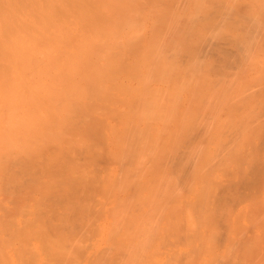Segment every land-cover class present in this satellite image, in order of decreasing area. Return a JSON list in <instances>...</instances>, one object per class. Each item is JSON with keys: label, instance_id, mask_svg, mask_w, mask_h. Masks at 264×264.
<instances>
[{"label": "bare ground", "instance_id": "obj_1", "mask_svg": "<svg viewBox=\"0 0 264 264\" xmlns=\"http://www.w3.org/2000/svg\"><path fill=\"white\" fill-rule=\"evenodd\" d=\"M167 3L0 0V264H264V22Z\"/></svg>", "mask_w": 264, "mask_h": 264}, {"label": "rangeland", "instance_id": "obj_2", "mask_svg": "<svg viewBox=\"0 0 264 264\" xmlns=\"http://www.w3.org/2000/svg\"><path fill=\"white\" fill-rule=\"evenodd\" d=\"M166 1L168 2L167 4H165L166 6H167L168 4H170L169 6L173 5V7H174V5L176 4L175 6H177V8H176V7L173 8L172 6H171V7H172L173 11L176 10V11H179V12H178L179 14L181 13V14H180V15H181V18H185V19H186V18H187V15H188L189 19H187V20H189V21H188L189 26H190V23H189V22H192L191 25L194 24L192 20H193L195 17H197V18H195V19H198V17H199L198 15H202V16H203V18L200 16V17H201L200 20L204 21V23H203L202 21H200L199 19L196 20V21L194 20V21L196 22V28H195V26L192 25V27H191L192 29L190 30V31H191V34H193V32H194L193 36L197 37V40H198V39H201V38H203V37L206 38L205 35H209V34H206V33L203 34V33H201V32H203V31H205V30H209L212 26H213V28H215V29H213V30H214L213 35H212V34L210 35V36H212V37H211L212 40L216 39L215 36H217V39L225 40L226 38L229 37L228 35L233 36V35H237V33H238V35H240L239 31L241 32V30H240V28H239L240 26H238L237 23H240V25L244 27V28L242 27L243 29H248L246 26H244V24H248V26H250L249 28H258V26H259V25L261 26V23L264 22V21H263L264 18H261L262 15H263L262 17H264V12H263V11H264V5H263V4H264V3H263L264 0H257V1H256V0H253V1H252V0H240V1L237 0V2L234 0L235 3H234L233 0H227V1H226V0H222V1H221V0H217V2L220 1V2L224 3V4H222L223 6H224L225 4H228V5H225L224 8H225L226 6H227V7H230V10H227V11H226V9H225V11H224V9H223V8H220V7H219V8H218V7L216 8V9H218L217 11L211 8L212 10L216 11L217 14L220 13V12L218 13V11L220 10V11H221L220 14H221L222 17H224L223 15H226V14H227L228 16H229V14H231V16H232L233 13H234L233 10L235 9V11H236V9H237V10L239 9V10H238L239 12L237 11V13L240 14V17L243 16V20H242L240 17H238V16H239L238 14H237L238 16L233 15V18L235 17L233 21L231 20V19H232L231 16H229V17L225 16L223 19H224L227 23L223 22V23H224V24H223L222 21H224V20H221V23H220V24L217 22L218 25L220 26V29L222 28V30H223V28L226 26V24L230 25L229 27H230V30L232 29V30H231L232 33L226 31V30H227L226 27H228V25L225 27V30L222 31V30L219 29V26H217V24H215V25H216V26H215L214 24L210 23V22H212V20H210L209 17H211L210 12H212V10L210 9V10L208 11V9H207L208 7H204V5H206L205 0H203V1L205 2L204 5H203V2H198V1H200V0H196V1L198 2L197 4H196V1H195V0H182L183 2L177 0L178 3L176 2V0H173L172 2H171V0H169V1L166 0ZM185 1H187V2H185ZM201 1H202V0H201ZM206 1H207V0H206ZM211 1H212V0H211ZM211 1H210V3H211ZM214 1H215V0H214ZM223 1L228 2V3H225V2H223ZM173 2H176V3H175V4H172ZM212 2H213V1H212ZM254 2H255V3H254ZM181 3H182V4H181ZM199 3H200V4L202 3V4L200 5ZM208 3H209V2H208ZM218 3H219V2H218ZM218 3H216V2L214 3V2H213L212 4H213V6H214V4H217V5H218ZM178 4H179L180 6L182 5V8L179 7ZM185 4H186L187 8L185 7ZM193 4H194L195 6H194ZM198 4H199V6H197ZM219 4H220L219 6H221V3H219ZM239 4H240V5H239ZM242 4H243L244 6H243ZM188 5H189V6H188ZM247 5H250V7L253 8V12H252V10L250 9V7L247 6ZM256 5H257V6H256ZM206 6H208V5H206ZM209 6H210V4H209ZM232 6H233V7H232ZM240 6H241V7H240ZM242 6L244 7V10H241V11H240L241 8L243 9ZM188 7H189V8H188ZM197 7H198V8H197ZM201 7H204V8H201ZM210 7H212V5H211ZM214 7H216V6H214ZM227 7H226V8H227ZM246 7H248L251 11L249 10V11H250V12H249L248 9H247ZM260 7H262L263 9H262V8L260 9ZM168 8H170V7H168ZM179 8H180V9H179ZM185 8H186V9H185ZM231 8H234V9H232V11H231ZM170 9H171V8H170ZM181 9H183L185 12L183 13V10L181 11ZM196 9H198V10H196ZM199 9H203V10H199ZM227 9H228V8H227ZM259 9H260V10H259ZM187 10H188V11H187ZM222 10H223V11H222ZM195 11H196V12H195ZM214 11H213V15H214ZM246 11H248V12L246 13ZM254 11H255V12H258L260 15H259L258 13H255ZM197 12H198V13H197ZM205 12H206V13L208 12L207 14H209V15H208L209 17H207V14H206ZM222 12H223V13H222ZM229 12H232V13H229ZM200 13H202V14H200ZM203 13L206 14L205 17H204V15H203ZM241 13H242V15H241ZM244 13H245V14H244ZM222 14H223V15H222ZM234 14H236V13H234ZM246 14H247V15H246ZM254 14H255V15L257 14V15L260 16L259 19H257V20H259V21H257L256 24H255V22H252L253 19H255V18L258 17L257 15H256L257 17H255ZM190 15H191V16H190ZM244 15H245V17H246V16H247V17L251 16V17H249V18H252V17H254V18H252L250 22L248 21V22L246 23V20H245V19H246L247 17L244 19ZM214 16H215V15H214ZM193 17H194V18H193ZM190 18H192V20H191ZM208 18H209V20H208ZM212 18H214V17H212ZM230 18H231V19H230ZM236 18H237V19H236ZM249 18H247V19H249ZM205 19L208 20V23H209V24L207 23V21H206ZM179 20H180V19H179ZM249 20H250V19H249ZM180 21H181V20H180ZM199 21H200V22H199ZM219 21H220V20H219ZM236 21H238V22L236 23ZM244 21H245V22H244ZM254 21H256V19H255ZM260 21H261V22H260ZM197 23H198L200 26L197 25ZM205 23H206V25H208V27L205 25ZM214 23H215V22H214ZM229 23H230V24H229ZM235 23H236L237 25H236ZM249 23H252V24H249ZM257 23H258V24H257ZM203 24H204V25H203ZM231 24H234V25L238 26V28H237L236 26H234V25L231 26ZM253 24H255V25H253ZM201 25H202V26H201ZM210 25H211V27H210ZM224 25H225V26H224ZM187 26H188V25H187ZM203 26L206 27V29H204ZM223 26H224V27H223ZM229 27H228V29H229ZM194 28H195V29H194ZM200 28H201V29H200ZM217 28H218L219 30H217ZM193 29H194V30H193ZM197 29H199V30L197 31ZM211 29H212V28H211ZM243 29H242V30H243ZM195 30H196V31H195ZM200 30H203V31H200ZM233 30H234V31H233ZM199 31H200V33H201V35H202L203 37H202V36L200 37V33H199ZM218 31H219V32H218ZM205 32H207V31H205ZM227 32H228V33H227ZM198 33H199V34H198ZM243 33H244V35L241 34L242 37H248V36H249V34H248L249 32H248V33L246 32L248 35H247V34L245 35V32H243ZM191 34H190V35H191ZM225 34H226V35H225ZM222 35H223V36L225 35V37H223ZM210 36L207 37V40H205V39L203 38V41H202L203 44L205 43V41H207V43H208V41H209L208 38L210 39ZM218 36H219V37H218ZM220 36H221V37H220ZM227 36H228V37H227ZM224 38H225V39H224ZM229 38H231V37H229ZM204 40H205V41H204ZM228 42H229V41H228ZM200 44H201V41H200ZM245 62H246V61H245ZM245 62L243 61V62L240 63V65H243V66H241V68H242V67H243V68H246L247 64H246ZM243 63H244V64H243ZM245 64H246V65H245ZM213 94H215V93H213ZM248 101H249V100H248Z\"/></svg>", "mask_w": 264, "mask_h": 264}]
</instances>
